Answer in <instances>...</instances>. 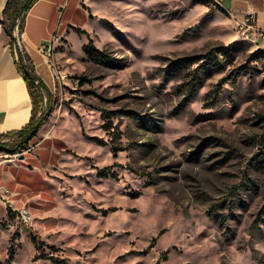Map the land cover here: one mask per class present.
Segmentation results:
<instances>
[{"label":"rangeland","instance_id":"374dc122","mask_svg":"<svg viewBox=\"0 0 264 264\" xmlns=\"http://www.w3.org/2000/svg\"><path fill=\"white\" fill-rule=\"evenodd\" d=\"M60 1L42 43L56 71L40 72L55 82L38 88L46 121L15 154L0 140L31 218L0 219V264L13 235L12 264H50L33 262L32 237L69 264H264V43L233 39L212 0ZM208 54L221 69L186 62Z\"/></svg>","mask_w":264,"mask_h":264},{"label":"crops","instance_id":"0c3cea01","mask_svg":"<svg viewBox=\"0 0 264 264\" xmlns=\"http://www.w3.org/2000/svg\"><path fill=\"white\" fill-rule=\"evenodd\" d=\"M212 2L216 11L227 16L233 29V35H231L233 39L239 40L236 32L237 22L246 14H253L255 25L264 30V0H212ZM78 4L77 0V7ZM61 6L63 7L64 3L60 0H38L27 13L24 32L18 37L21 52L30 57L37 76L50 91L54 88L55 82L53 77L50 82L42 78L40 72H46V70L51 72V68L41 48L47 35L52 39L56 38L55 20L59 16ZM252 43L254 44H249L255 46V41ZM261 48L264 50V46ZM16 62L9 38L0 27V135L23 129L29 123L32 114V100L23 76L16 67ZM14 178L10 174V168H7L0 173V185L3 182L2 188H7V183ZM12 202L18 205V200H12ZM5 217H8L7 210L0 201V219Z\"/></svg>","mask_w":264,"mask_h":264},{"label":"trees","instance_id":"16d2710c","mask_svg":"<svg viewBox=\"0 0 264 264\" xmlns=\"http://www.w3.org/2000/svg\"><path fill=\"white\" fill-rule=\"evenodd\" d=\"M37 1L38 0H6L4 7L2 9V12H1L3 19L0 20V25L2 27L3 32L9 38V44H10L11 49L16 42V37L14 36L15 29L17 30L18 37H20L22 33L24 32L25 17L27 13L29 12V10L31 9V7ZM19 18H20V21H19V24H17V20ZM84 51L91 58L94 57V59L96 58L99 59L102 56L101 52H99V50L94 49V48L91 49L89 47H85ZM216 51L224 52L226 51V48L221 47V48H218ZM256 51H257L256 52L257 55L264 54V51H262L261 49L260 50L257 49ZM12 54H14L13 49H12ZM17 54H18V58L20 59L19 60L20 62L19 63L18 61L16 62V67L18 71L21 73V75L23 76L28 92L30 94V97L32 100V114H31L29 123L23 129L19 131L0 135V140L15 138L18 143L13 149L7 150L9 154H15L16 151L20 149L21 150L26 149L27 145H29L28 144L29 141L37 135L39 128L46 121V117L43 116L39 120H37V122H35V119H36L35 116H36V113L39 111L38 107L40 106V103H41V96L38 93V88L47 90V87L45 86L43 81L40 79V77L37 76L35 69H34V65L30 57L26 53L21 52V51H19ZM202 58H204L205 61H203L200 64H198L200 61V59L198 58H190V59H187L186 62L189 65L197 64V66L194 69V72L199 71L202 67L204 68L216 67L218 69H221L219 68V65L217 63L210 61L209 54L202 56ZM238 75L239 74H237L236 76ZM236 76L234 77L228 76V77L222 78L216 85L215 89L209 93L208 100L204 104V107L212 108L216 106L217 102L219 101L218 100L219 92H220L222 84H225V82H227L228 80H231L234 82V79L236 78ZM199 85H200V81H198L197 75H194L190 79V83H188V87L186 88L187 99L191 100L193 98L196 88ZM261 148H264V140H263ZM0 151L2 150L0 149ZM262 154L264 155V152ZM101 173H103L104 175H107L105 174L104 171H101ZM11 215L13 216L14 214H11V210L7 208L8 218L11 217ZM14 237H17V235H13L10 239L11 245L8 248L7 258L4 264H12V262H14L13 259L15 257V248H14V244H12ZM31 242L34 245V249H35V254L33 256V262L39 259V260L48 261L50 262V264H69L65 258L57 257L53 254L54 252L58 251V249L55 248V246H47L44 244V242L37 241L35 237L31 238ZM153 244H154V240H151L149 243V246L146 248L147 250L145 251L147 252L150 249V247L153 246ZM46 248L49 250V252H46L45 250Z\"/></svg>","mask_w":264,"mask_h":264},{"label":"built area","instance_id":"2783aa9c","mask_svg":"<svg viewBox=\"0 0 264 264\" xmlns=\"http://www.w3.org/2000/svg\"><path fill=\"white\" fill-rule=\"evenodd\" d=\"M254 18L255 17L253 14H246L244 18H242L241 20L237 22L236 32L238 33V36L255 37V45H258L259 43H264V30L258 28L255 25ZM50 45L51 43L41 48L42 53L46 57H48L49 55ZM17 49L21 51V44H20L18 37H16V42L13 45V52H14L16 60L18 61ZM47 62H48V59H47ZM50 68H51V72L53 75V72H56V71H52V67ZM55 75L58 79L59 78L58 74L55 73ZM11 195L12 194L9 189H7L6 187H3V188L0 187V201H2L4 206L6 208H9L11 212H13L16 219L21 220L23 223H29L31 221V218L29 217L28 213H25L26 212L25 208H20L19 210L17 208H14L12 204Z\"/></svg>","mask_w":264,"mask_h":264},{"label":"bare ground","instance_id":"6f19581e","mask_svg":"<svg viewBox=\"0 0 264 264\" xmlns=\"http://www.w3.org/2000/svg\"><path fill=\"white\" fill-rule=\"evenodd\" d=\"M243 38H244L245 40L250 41V42H254V41H255V40H253L255 37L243 36ZM252 38H253V39H252ZM52 45H53V44H51L50 47H49V55H50V53H51V51H52ZM49 55H48V56H49ZM48 64L50 65V67H52L51 64L49 63V61H48ZM52 71H55V70L52 68Z\"/></svg>","mask_w":264,"mask_h":264}]
</instances>
